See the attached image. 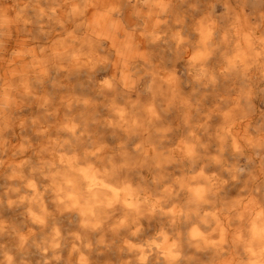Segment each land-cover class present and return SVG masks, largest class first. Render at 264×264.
Returning a JSON list of instances; mask_svg holds the SVG:
<instances>
[{
  "label": "clouds",
  "instance_id": "obj_1",
  "mask_svg": "<svg viewBox=\"0 0 264 264\" xmlns=\"http://www.w3.org/2000/svg\"><path fill=\"white\" fill-rule=\"evenodd\" d=\"M0 264H264V0H0Z\"/></svg>",
  "mask_w": 264,
  "mask_h": 264
}]
</instances>
